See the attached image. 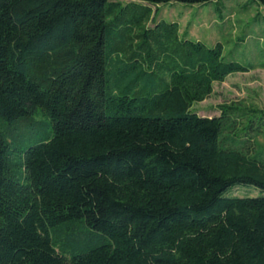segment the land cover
Returning a JSON list of instances; mask_svg holds the SVG:
<instances>
[{
  "label": "trees",
  "instance_id": "1",
  "mask_svg": "<svg viewBox=\"0 0 264 264\" xmlns=\"http://www.w3.org/2000/svg\"><path fill=\"white\" fill-rule=\"evenodd\" d=\"M212 1L0 0V264H264V108L192 107L252 66L155 19Z\"/></svg>",
  "mask_w": 264,
  "mask_h": 264
},
{
  "label": "rangeland",
  "instance_id": "2",
  "mask_svg": "<svg viewBox=\"0 0 264 264\" xmlns=\"http://www.w3.org/2000/svg\"><path fill=\"white\" fill-rule=\"evenodd\" d=\"M155 19L175 22L179 34L208 45L217 41L225 59L252 66L214 82L211 93L193 104L198 114H217L218 103L236 100L264 108V6L251 0H215L205 5L173 2L160 5ZM256 193L243 186L229 192L238 196Z\"/></svg>",
  "mask_w": 264,
  "mask_h": 264
}]
</instances>
